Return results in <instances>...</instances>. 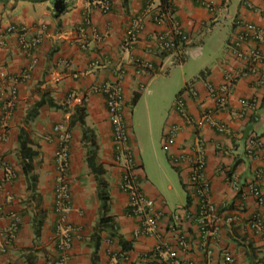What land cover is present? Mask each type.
<instances>
[{"label":"crops","instance_id":"crops-1","mask_svg":"<svg viewBox=\"0 0 264 264\" xmlns=\"http://www.w3.org/2000/svg\"><path fill=\"white\" fill-rule=\"evenodd\" d=\"M108 1L110 10L104 13L93 0H66L67 11L57 18L49 1L0 0V71L5 73L0 77V264H29V252L36 264H45V260L54 253L56 216L52 211V201L57 174L53 159L56 145L47 140L46 135L56 122H62L67 129L70 112L64 113L63 110L71 109L81 101L87 107L86 124L96 134L97 160L106 169L110 212L120 235L126 241H132V249L119 254L116 240H108L103 234L98 264H226L223 257L225 249L233 254L235 264H264V237L249 228L250 218L255 215L264 224V203L259 205L246 193L250 184L257 185L264 192V155L252 158L244 149V140L250 131L258 132L264 140V133H261L264 85L255 86L256 82L249 76L239 78L234 84L228 106L215 114L217 121L228 127L227 134L217 133L205 123L197 126L186 122L173 105L162 130L164 135L167 129L175 128V140L166 149V157L178 173L182 186L187 184L193 171V162L186 154L198 141L204 149L202 178L208 185L209 199L220 210L233 216V222L225 227L219 239L202 233L195 217L191 220L180 212L181 218L176 222L171 216L173 211L165 210L161 205L164 202L157 201L156 194L146 184L147 177L141 170L132 139L136 166L131 170L139 179L144 194L153 200L156 198L155 208L161 213L158 231L171 241L179 233L186 236L184 248H178L171 242L170 246L177 253L175 258L166 251L147 257L146 254L157 243V236L133 237L136 220L127 214V196L117 186L121 167L113 162L105 100L101 94L92 91L93 87L103 84H121L130 127L132 95L140 93V86L150 78L162 71L169 73L174 60L183 59L187 54L198 57L201 43L205 39L212 40L213 29L218 24L229 30L223 57L200 70L189 81L184 80L179 90L190 85L196 90V95L186 98V107L188 115L198 121L204 111L214 107L205 81L219 85L226 63L229 67H241L243 64L234 58L228 47L235 33V20L243 18L263 23L264 0H249L252 8L246 7L243 0H209L212 9L192 0H166L169 7L162 3L163 0ZM136 18L142 20L144 28L137 43L124 50L122 40ZM9 25H23L26 28L25 40L39 39L37 47H22L17 33L5 31ZM177 27L187 33L188 41L179 42L173 53L160 51L155 45L156 34L170 33ZM145 63L151 64L152 68L146 69ZM24 71L28 74L25 75ZM44 89L51 92L62 109L42 107L32 122L24 124L27 109L39 99ZM12 91L16 94L15 105L7 115L6 103L12 97ZM255 93L259 104L239 116V99ZM21 128L26 129L31 146L39 147L41 151L39 190L46 217L36 243L31 226L33 209L25 202V180L17 157L16 138ZM70 133L68 175L71 202L67 215L72 223L83 225L84 232L73 241L68 264H91L89 236L101 213L100 202L96 182L86 165L81 129L75 127ZM184 190L185 199L188 193L190 201L177 207L185 206L186 211L194 215L199 211L200 197L189 189L190 193L186 188ZM239 190L242 191L240 195ZM12 214L18 215L20 222L17 231L10 236ZM172 226L176 229L173 232ZM211 241L209 248L212 252L206 254L202 244Z\"/></svg>","mask_w":264,"mask_h":264},{"label":"built area","instance_id":"built-area-1","mask_svg":"<svg viewBox=\"0 0 264 264\" xmlns=\"http://www.w3.org/2000/svg\"><path fill=\"white\" fill-rule=\"evenodd\" d=\"M204 5L208 9H212L213 5L209 0H192ZM97 4L101 12H109L110 3L108 0H93ZM246 7L252 8L249 0H243ZM235 33L230 40L228 47L236 60L243 62L242 66L229 67L225 64L222 82L219 85L212 84L209 80L205 81L208 96L214 102V107L204 111L200 119L196 121L188 115L186 107V98L197 94L193 86H185L180 93L177 94L174 101V109L177 114L181 115L188 123L201 125L205 123L215 129L217 133H229L228 127L221 124L216 119V113L225 109L230 100V93L234 84L243 76L251 77L255 82V86L264 85V21L256 23L243 18H238L234 22ZM178 26V25H177ZM144 28L140 18H136L127 29L121 47L124 50L132 48L139 40V36ZM6 32L17 33L19 43L22 47L36 48L39 39L27 42L25 40L26 28L23 25H9L5 29ZM187 33L183 32L179 27L173 32H158L155 36L156 47L166 53H173L179 42L188 41ZM181 59L174 60V63L180 62ZM146 69H151L149 63H145ZM27 75L28 72L24 71ZM4 71H0V77H4ZM145 88V84L140 86V90ZM94 93L101 94L104 97L106 110L111 129V145L113 153V162L117 167H121L118 179V189L127 196L125 210L127 214L136 220V227L133 231L134 238H141L149 235L157 236V243L154 248L149 251L146 256L153 257L166 251L172 258L176 257V251L171 242L175 243L178 248H184L186 245V236L179 233L170 238L163 236L158 231L160 212L155 208V202L144 194L141 189L139 179L134 176L131 168L136 166L134 155L132 153L131 130L126 120V102L123 97V87L121 84H103L93 87ZM16 94L12 91V97L6 103L7 115L15 105ZM241 105L239 116H243L248 109L256 107L259 104L258 95L252 94L239 99ZM7 117V116H6ZM175 128H169L163 135L162 144L167 149L174 142ZM47 140L54 142L56 147L53 154L54 166L56 169V182L53 186V209L56 216L55 221V247L54 253L50 255L45 264H68L70 258V250L75 239H79L84 232V226L72 223L67 215L68 207L71 202V192L69 188V168L71 162V133L64 127L62 122H56L46 135ZM244 149L248 156L258 158L264 155V140L256 131H250L244 140ZM188 159L193 162V171L186 182V188L196 193L200 197L199 211L194 213L186 211V207H177L171 216L178 222L182 215L188 219H193L200 224L202 233L208 234L215 240L219 239L224 232L226 226L233 222V216L228 212L220 210L209 199L208 185L203 180V169L205 168V153L200 142L191 148L187 154ZM246 193L254 197L256 202L261 205L264 203L263 191L255 184L247 185ZM181 212V213H180ZM10 229L11 235L17 231L20 218L16 214L11 215ZM183 217V216H182ZM249 228L264 237V224L261 219L255 215L250 218ZM175 226L171 227L173 232ZM203 242V251L211 254L209 245L212 243ZM4 251V249H2ZM223 257L226 264H235L233 254L225 249Z\"/></svg>","mask_w":264,"mask_h":264},{"label":"rangeland","instance_id":"rangeland-1","mask_svg":"<svg viewBox=\"0 0 264 264\" xmlns=\"http://www.w3.org/2000/svg\"><path fill=\"white\" fill-rule=\"evenodd\" d=\"M228 32L227 28L217 24L213 29L212 40L205 39L201 43V54L198 57L187 54L180 62L170 64L169 73L162 71L150 78L145 83V88L140 90L138 101L129 106L134 150L141 170L147 177L146 184L156 194L157 201L164 202L161 205L165 210L174 211L178 205L186 202V192L178 173L167 160L166 149L162 144L166 117L182 82L189 81L200 70L212 66L223 57ZM209 37L210 35L207 36ZM261 129V133H264V122Z\"/></svg>","mask_w":264,"mask_h":264},{"label":"trees","instance_id":"trees-1","mask_svg":"<svg viewBox=\"0 0 264 264\" xmlns=\"http://www.w3.org/2000/svg\"><path fill=\"white\" fill-rule=\"evenodd\" d=\"M31 2H46L49 1L53 8L54 16L60 17L67 11L66 0H29ZM166 7H169L168 1L163 0L162 2ZM180 93V91L178 92ZM177 93V94H178ZM140 97V93H134L131 97L130 104L134 105ZM42 107H48L52 109H62V106L56 102L51 92L44 89L38 100H36L30 107L27 109L26 116L24 118V124H29L32 122ZM64 113L70 112L68 117L67 130L70 131L75 127L81 129L82 136L81 142L85 147V159L86 165L90 169L94 180L97 186V196L100 202L101 213L99 219L95 226L93 227L91 234L89 236V247L91 248V264H98L99 260V250L102 243V235L105 234V237L108 240H116L117 245L120 247L119 254L125 251L132 249V241H126L119 233L118 225L114 219V216L110 212L111 197L109 192V184L105 178L106 169L102 166L101 163L97 160V140L96 134L94 131L87 126L86 117H87V107L84 101H81L79 104L74 105L71 109H64ZM17 157L20 168L22 170L24 180H25V189L27 192L26 204L32 206L33 214L31 216V226L33 229V235L36 240L41 235L42 228L44 225L46 217V208L43 206V197L39 190V163L41 162V151L39 147L33 148L28 139V134L26 129H20L17 134ZM186 188V184H183ZM187 192L188 189L186 188ZM190 193V192H189ZM241 190L238 191L240 195ZM264 194V192H263ZM190 201V195L187 193L186 205ZM52 211L53 201H52ZM31 252L28 255V263L36 264V261L31 257ZM32 259V260H31Z\"/></svg>","mask_w":264,"mask_h":264},{"label":"clouds","instance_id":"clouds-1","mask_svg":"<svg viewBox=\"0 0 264 264\" xmlns=\"http://www.w3.org/2000/svg\"><path fill=\"white\" fill-rule=\"evenodd\" d=\"M70 132V131H69Z\"/></svg>","mask_w":264,"mask_h":264}]
</instances>
